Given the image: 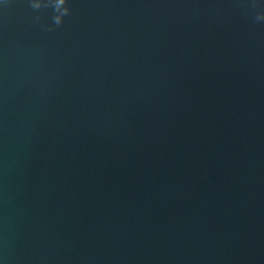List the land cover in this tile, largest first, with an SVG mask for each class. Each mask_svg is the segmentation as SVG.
Returning a JSON list of instances; mask_svg holds the SVG:
<instances>
[{
    "label": "water",
    "instance_id": "1",
    "mask_svg": "<svg viewBox=\"0 0 264 264\" xmlns=\"http://www.w3.org/2000/svg\"><path fill=\"white\" fill-rule=\"evenodd\" d=\"M258 3L0 4V264H264Z\"/></svg>",
    "mask_w": 264,
    "mask_h": 264
},
{
    "label": "clouds",
    "instance_id": "2",
    "mask_svg": "<svg viewBox=\"0 0 264 264\" xmlns=\"http://www.w3.org/2000/svg\"><path fill=\"white\" fill-rule=\"evenodd\" d=\"M11 0H0V4L7 5ZM29 7L34 13H40L41 10L51 9V23H43L42 16L37 14L33 16V22L39 23L42 32H55L63 26L65 18L72 15L70 0H28ZM262 7L258 0H248L247 11H254ZM253 19L255 22H264V10L255 11Z\"/></svg>",
    "mask_w": 264,
    "mask_h": 264
}]
</instances>
